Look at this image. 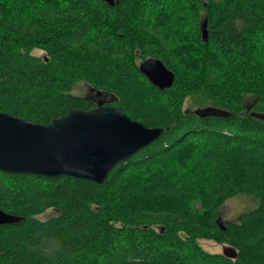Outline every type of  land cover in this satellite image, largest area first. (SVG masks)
I'll return each instance as SVG.
<instances>
[{"label":"trees","instance_id":"trees-1","mask_svg":"<svg viewBox=\"0 0 264 264\" xmlns=\"http://www.w3.org/2000/svg\"><path fill=\"white\" fill-rule=\"evenodd\" d=\"M117 2L0 0V112L46 125L109 102L168 129L102 185L0 171V209L24 218L0 226V264H264V0ZM149 58L171 88L140 72ZM81 83L95 96L74 94ZM240 195L256 206L223 222Z\"/></svg>","mask_w":264,"mask_h":264},{"label":"water","instance_id":"water-1","mask_svg":"<svg viewBox=\"0 0 264 264\" xmlns=\"http://www.w3.org/2000/svg\"><path fill=\"white\" fill-rule=\"evenodd\" d=\"M201 32L208 42L207 21L201 24ZM139 68L162 91L174 84L175 74L159 59L149 58ZM195 113L202 118L231 115L213 107L199 108ZM167 130L148 128L109 102L89 111L70 110L46 125L0 112V171L46 178L68 176L102 185L120 163L155 143ZM23 220L0 209V226ZM223 254L237 258L231 247H226Z\"/></svg>","mask_w":264,"mask_h":264},{"label":"rangeland","instance_id":"rangeland-1","mask_svg":"<svg viewBox=\"0 0 264 264\" xmlns=\"http://www.w3.org/2000/svg\"><path fill=\"white\" fill-rule=\"evenodd\" d=\"M36 55H42L40 51L34 52ZM74 94L79 96H95L93 91H90L89 87L84 84H78L74 90ZM252 99H249L250 104ZM202 106H198L194 103V100H187L184 105V110H196ZM256 206V201L246 195H240L236 198L230 199L225 203L221 210V219L223 222L234 221L241 213L248 211ZM55 215V212L49 210L47 213L43 214L40 219L46 220ZM199 245L209 253H224V249L228 246L216 243L211 240H199Z\"/></svg>","mask_w":264,"mask_h":264}]
</instances>
